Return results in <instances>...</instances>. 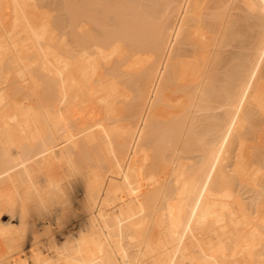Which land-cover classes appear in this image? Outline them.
I'll use <instances>...</instances> for the list:
<instances>
[{
	"label": "bare ground",
	"instance_id": "1",
	"mask_svg": "<svg viewBox=\"0 0 264 264\" xmlns=\"http://www.w3.org/2000/svg\"><path fill=\"white\" fill-rule=\"evenodd\" d=\"M113 2L0 0V264H264V0L241 1L255 32L223 83L231 3ZM63 165L84 171L89 218L60 245L31 213L64 200Z\"/></svg>",
	"mask_w": 264,
	"mask_h": 264
},
{
	"label": "rangeland",
	"instance_id": "2",
	"mask_svg": "<svg viewBox=\"0 0 264 264\" xmlns=\"http://www.w3.org/2000/svg\"><path fill=\"white\" fill-rule=\"evenodd\" d=\"M49 1L51 3L55 0H53V1L49 0ZM112 1H114L113 3H115V0H112ZM241 1L242 0H234V1H232V0H202L203 5L205 6V9L207 10L206 12H209L212 15H213V12L220 13V15L222 12H226L228 10V5H230V3H231V11H230L231 17L230 16L228 17V21L230 19L231 22L230 23L228 22L227 24L229 27H231L230 30L233 33V34L231 33L233 39L230 38V41H228V39H227L228 42L223 41L221 46L215 48L216 50H215V53L213 55L214 57H213L212 66H211L212 71L210 72V73H214V75L211 74V76H210V74H209V76L212 78L216 75V78L215 79L213 78L214 83H216V82L218 83V80L222 79L221 77L224 78V76H222V75L224 73H227L226 71L228 69H229L228 73H230V70H231V73H233L232 72V66L234 67L233 59L238 55V57H236V58H238V60H239L240 58H242L244 56L245 53L247 54L248 51H246V49L249 45V42H246V41H248V40L250 41V39H247V36H251L255 32V29H252V27L248 28L250 26L248 24V22L250 20L247 22L245 21L248 18H253V20L251 19V21H253V23H254L255 14L252 12H248L247 10L245 11L242 8L243 6L241 4ZM206 16L208 17L209 15L207 14ZM206 16H204L205 20H203V26H205L204 24L207 25V22L209 23V26L215 24L214 19L211 20V18H210L211 15H210V17H208V21H207ZM214 18H215V16H214ZM217 19H220V17L216 18V23L218 22ZM251 21L249 22L250 24H251ZM203 26L201 28H199V30H198L199 33H201V34L204 31ZM251 26H253V25H251ZM248 30H250V31L248 32ZM202 44H203L202 42L198 43L197 38H194L193 42L190 45H187L184 47L185 55L188 56L189 58H196L198 60H201L200 59L201 55L206 51V50H202ZM187 60H189V59H187ZM236 64H239V63H236ZM236 66H238V65H236ZM235 69L233 68V71ZM133 79L135 81V79L137 80L139 78L135 77ZM216 79H217V81H215ZM131 81H133V80H131ZM221 81L223 83L224 80L223 79L219 80V83H221ZM128 83H127V86H128ZM214 85L217 89L218 87L216 85H218V84H214ZM220 85H222V84H219V88H220ZM130 86H131V83H130ZM179 86L180 85L172 82L170 85L171 89L169 88V92L167 94H165V96L163 98L165 100H163V102H162V109L164 110V111L162 110V115L165 117V119H168L171 117L172 113L178 107V101H180V99L184 96V92L179 89ZM132 89L133 88H131L130 90H132ZM42 92H43L42 89H40V93H41L40 95H42L44 93V92L43 93ZM132 93H133V91L131 92V94ZM217 93H219V92H217ZM130 102L129 103L126 102L125 106L126 105L129 106ZM132 103H134V101ZM131 105H133V104H131ZM130 107L125 108V110L123 111L125 118H128V119L130 118V115L132 113V111H130V110H132V109H130ZM88 119L90 120V118H88ZM257 121H259V123H260L259 125H257L258 127L256 126V124L258 123ZM257 121H256L257 123H255L254 120L252 121V124L254 125V127L256 126V128H258V129H260V128L263 129L264 126L262 124L264 122L262 123L261 120H257ZM260 125H262L263 128ZM252 146H253V144H252ZM254 147H255V145H254ZM254 147L252 149H255ZM252 149H250V150H252ZM256 149L251 151L250 153L252 154V152L254 153L255 151H258ZM257 155H252V156H255L254 158H256ZM256 161H257V159H256ZM63 167L62 168L60 167L58 170H56V174L58 175L57 178H59L61 185H62V188H61L62 193L61 194L62 195L64 194L62 196L64 198V200H60V201L57 200L56 201L54 199L55 201H51L50 203L46 204L45 206L39 205V207L34 209V211H32V213H31V216H33L32 218L37 220L36 225H34L32 229L38 235L42 236L43 239L47 238V235L51 234V232H53V231L55 232V233L53 232L54 236H56L55 234H58V233L62 234L64 231L71 234V235H78L81 230L86 229V223H87V220L89 218V210H88V212H86L87 209L85 210L87 200L85 199L86 190L84 188L85 181L83 180L85 178V176L83 174L84 171L83 172L82 171L81 172L74 171L72 173V175H70V173H68V171L65 170L67 172V174L64 170L62 171V169H66L64 165H63ZM80 173H82V174H80ZM40 179L42 181L43 177L41 176ZM260 179L262 180L261 177H260ZM263 180H264V175H263ZM263 182H261V184L259 183V185L256 188L263 190V188H262V186H264ZM259 186H261V188ZM246 194H248V193H246ZM246 194L244 193V196ZM247 196L248 195H246L245 197H247ZM59 202H63V204H60ZM62 209H64V210H62ZM60 216H62V217H60ZM44 218L46 221L44 220ZM56 220H59L58 223ZM53 222L57 223L58 225H56V224L54 225ZM47 223H50V224H47ZM83 227H85V228H83ZM61 234H58V236H56V237L60 238L58 240V244H60V245L63 242V241H61V240H63ZM41 248H43V247H41Z\"/></svg>",
	"mask_w": 264,
	"mask_h": 264
}]
</instances>
